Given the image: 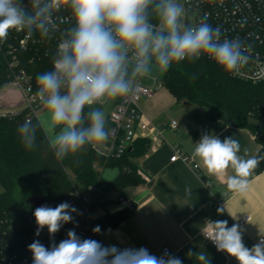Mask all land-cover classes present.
I'll list each match as a JSON object with an SVG mask.
<instances>
[{
	"label": "clouds",
	"instance_id": "clouds-1",
	"mask_svg": "<svg viewBox=\"0 0 264 264\" xmlns=\"http://www.w3.org/2000/svg\"><path fill=\"white\" fill-rule=\"evenodd\" d=\"M67 12V17L62 13ZM182 0H0V42L10 31H25L50 39L58 24L67 23L51 56L52 68L37 74L34 100L43 121L32 119L18 126L19 138L27 150L36 147L37 131L44 129L48 147L57 161L87 147L100 149L109 141L111 129L99 107L118 98L134 99L140 81L166 73L173 65L208 56L223 71L238 74L251 59L249 48L239 39L222 38L219 26H212L205 14L196 24L186 22ZM192 78H195L193 76ZM233 137L221 140L205 133L195 143L193 156L209 174L223 177L229 190L244 193L249 177L264 156L244 157ZM232 174L228 175V170ZM115 179L112 173L111 181ZM186 189V193H191ZM218 208V213H223ZM78 210L68 202L35 209L36 236L47 228L50 238L74 220ZM231 215V214H230ZM235 220L236 215H231ZM203 231L217 251L226 252L237 264H264V233L251 248L245 246L238 223L208 222ZM94 233L100 227L93 228ZM32 264H183L165 250L161 256L146 248L119 249L93 239H81L71 229L67 238L45 247L39 240L28 246ZM195 254L199 264H210L205 251Z\"/></svg>",
	"mask_w": 264,
	"mask_h": 264
},
{
	"label": "crops",
	"instance_id": "crops-1",
	"mask_svg": "<svg viewBox=\"0 0 264 264\" xmlns=\"http://www.w3.org/2000/svg\"><path fill=\"white\" fill-rule=\"evenodd\" d=\"M143 85L152 88L155 84ZM3 91L7 97L0 105V113L21 112L24 105L16 88L8 85ZM111 108L112 105H107V120ZM141 108L159 127L170 119L177 120L179 130L174 132L165 128V141L160 145L151 143L149 153L137 161L145 182L127 188L135 206L132 215L118 227H108L81 238L96 240L103 246L115 245L119 249L143 247L158 257L163 254V248L168 247L183 264H199L195 254L188 255L190 251H205L210 264H237L226 252L217 251L203 231L209 220H226L231 227L234 223L240 225L241 219L249 216L250 220L240 225L243 242L249 248L257 244L260 233H264V171L252 173L246 192L231 191L225 178L207 172L202 161L193 156V149L205 133L214 134L221 140L237 139L241 149L239 154L244 157L258 155L262 146L248 129L234 127L225 121H211L205 109L189 102H178L165 87L142 100ZM38 119L43 121L45 114L40 112ZM176 149H181L191 162H171ZM194 164L199 166L198 170L194 169ZM227 174L231 175L232 170L229 169ZM189 188L191 193H186ZM119 197L117 192H112L107 200L114 202ZM112 207L111 204L107 209ZM218 208H223V213H218ZM230 214L236 215L237 219Z\"/></svg>",
	"mask_w": 264,
	"mask_h": 264
},
{
	"label": "trees",
	"instance_id": "trees-1",
	"mask_svg": "<svg viewBox=\"0 0 264 264\" xmlns=\"http://www.w3.org/2000/svg\"><path fill=\"white\" fill-rule=\"evenodd\" d=\"M54 51L55 49L34 63L28 60L33 52L23 53V66L34 81L37 74L52 68L51 56ZM10 80L7 65L0 64V89ZM163 82L164 87L178 102H189L205 109L211 121L231 120L236 127L251 131L262 146L258 155L264 156V84L238 80L231 73L223 71L214 61L204 58L192 63L184 61L173 65L166 72ZM99 107L104 110L103 105ZM25 119H28L26 111L0 116V212L33 215L36 208L26 204L30 197L44 199L54 208L69 201L75 185L102 187L99 206L107 208L114 203L107 200L110 193L117 192L120 197L129 199L127 188L145 182L139 173L137 161L151 150L149 139H138L120 158H106L95 149L87 147L59 162L48 147L44 129H38L36 147L33 150L24 147L17 129ZM31 119L35 123L38 118ZM107 126H110L109 120ZM106 169H117L118 177L107 181L103 177ZM262 171L264 160L253 172L260 174ZM133 211L125 208L107 213L98 218L93 228L99 226L102 231L108 227H118ZM73 217L72 222L64 224L55 234L59 242L67 238L69 230L74 229V214ZM93 228L88 233H94ZM19 264H32L28 249L21 252Z\"/></svg>",
	"mask_w": 264,
	"mask_h": 264
},
{
	"label": "built area",
	"instance_id": "built-area-1",
	"mask_svg": "<svg viewBox=\"0 0 264 264\" xmlns=\"http://www.w3.org/2000/svg\"><path fill=\"white\" fill-rule=\"evenodd\" d=\"M182 2L185 3L187 23L196 24L207 14L208 22L214 27L221 28L222 38L227 36L230 39H239L249 48L251 56L249 63L242 67L238 74L231 73L232 76L251 84H264V0H182ZM24 3L27 4L28 0H24ZM62 15L67 17L69 14L64 12ZM67 26V23L58 24L57 31L50 39L41 38L38 34L29 38L25 31L12 30L7 40L0 42V64L7 65L11 78L6 86L16 88L24 105L22 111L27 112L28 119L38 118L42 111L36 108L34 100L36 81L23 66L22 55L31 51L33 56L28 59L30 63L41 60L44 55L56 49L62 30ZM201 58L211 60L206 55ZM154 84L152 88L147 87L141 80L138 94L134 99L118 98L103 105H112L108 116L111 136L103 146V151L99 153L106 158H120L140 138H147L152 144L160 145L165 141L163 132L165 128L174 132L179 130L180 125L177 120L170 119L159 127L143 112L141 101L164 88L163 80H156ZM4 88L0 89V105L7 97ZM11 99H13L12 95ZM19 113L5 112L3 115ZM176 160L191 162L190 157L181 149H176L171 158V162ZM194 169L198 170L199 166L194 164ZM102 193L100 186H74L68 203L78 210L77 213H73L76 218L74 229L78 236L88 234L100 216L125 208L135 209L130 199L122 197L114 201L112 208H103L99 206ZM249 220V216L242 218L240 225ZM208 222L204 231L207 230L210 234L211 227ZM36 229L37 224L33 215L0 212V264H19L21 252L28 249L34 240H39L45 247H50L53 241L59 243L55 236L50 238L47 228H44L39 236L35 234ZM208 240L215 246L210 239ZM165 250L172 255L170 248H163V254ZM30 254L32 256L31 252Z\"/></svg>",
	"mask_w": 264,
	"mask_h": 264
},
{
	"label": "water",
	"instance_id": "water-1",
	"mask_svg": "<svg viewBox=\"0 0 264 264\" xmlns=\"http://www.w3.org/2000/svg\"><path fill=\"white\" fill-rule=\"evenodd\" d=\"M229 123L236 127V125L230 120ZM115 172V179L118 177L119 175V171L117 169H106L103 173V177L108 181L109 179H111V175L112 173ZM114 179H112L111 181H113ZM26 204L31 206V207H34V208H37L39 206H42V205H48L46 203V201L44 199H41V198H38V197H30L26 200ZM49 206V205H48Z\"/></svg>",
	"mask_w": 264,
	"mask_h": 264
},
{
	"label": "rangeland",
	"instance_id": "rangeland-1",
	"mask_svg": "<svg viewBox=\"0 0 264 264\" xmlns=\"http://www.w3.org/2000/svg\"><path fill=\"white\" fill-rule=\"evenodd\" d=\"M166 73H156L153 79H144L142 80V84H154L156 80H163ZM104 111L107 113V106H104ZM0 116L2 114L0 113ZM1 192V189H0Z\"/></svg>",
	"mask_w": 264,
	"mask_h": 264
}]
</instances>
